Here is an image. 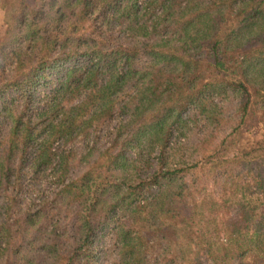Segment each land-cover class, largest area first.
I'll list each match as a JSON object with an SVG mask.
<instances>
[{
    "label": "trees",
    "instance_id": "1",
    "mask_svg": "<svg viewBox=\"0 0 264 264\" xmlns=\"http://www.w3.org/2000/svg\"><path fill=\"white\" fill-rule=\"evenodd\" d=\"M0 11V264H264V0Z\"/></svg>",
    "mask_w": 264,
    "mask_h": 264
},
{
    "label": "rangeland",
    "instance_id": "2",
    "mask_svg": "<svg viewBox=\"0 0 264 264\" xmlns=\"http://www.w3.org/2000/svg\"><path fill=\"white\" fill-rule=\"evenodd\" d=\"M5 17H6L5 16V12L0 11V29H3L2 30L3 32H5V30L8 29L6 26H3V27L1 26V24H3L6 21ZM68 65L69 64H67L66 66H68ZM49 78H50L49 80H53L55 82V84H56L57 79H56V75L55 74H50ZM50 89H51V85H48L46 87H43V86L39 87L38 91H41V93H42V92H48ZM1 207H2V205H1V202H0V222L2 220Z\"/></svg>",
    "mask_w": 264,
    "mask_h": 264
}]
</instances>
